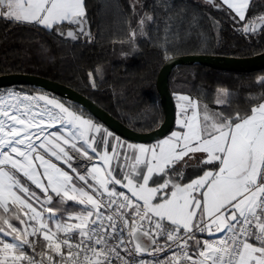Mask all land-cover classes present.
<instances>
[{"label": "snow or ice", "instance_id": "obj_1", "mask_svg": "<svg viewBox=\"0 0 264 264\" xmlns=\"http://www.w3.org/2000/svg\"><path fill=\"white\" fill-rule=\"evenodd\" d=\"M208 2L243 36L264 35L250 0ZM0 18L92 39L85 0H0ZM258 100L201 114L177 94L178 129L148 145L47 94L0 91V264H264V93ZM185 158L198 162L191 176L178 171Z\"/></svg>", "mask_w": 264, "mask_h": 264}, {"label": "trees", "instance_id": "obj_2", "mask_svg": "<svg viewBox=\"0 0 264 264\" xmlns=\"http://www.w3.org/2000/svg\"><path fill=\"white\" fill-rule=\"evenodd\" d=\"M164 3L171 7L165 10ZM85 4L91 40L82 38L71 42L39 27L0 18V76L28 74L61 83L99 105L129 129L150 132L163 120L156 78L165 61L183 55L244 58L264 52V35L243 36L235 21L211 3L148 0L144 10L151 15V21L146 35L137 41L131 54L123 53L112 61L114 45L129 39L132 8L128 0H85ZM250 5L248 15L264 14V0H251ZM165 49L169 58H165ZM107 62L108 75L100 79L97 69ZM89 73H93L92 79ZM261 77H264V68L237 72L189 65L176 67L170 73L168 85L175 108L177 94H184L198 102L201 114L205 105L211 113L235 114L236 110L250 111L259 102L264 93V86L259 82ZM13 88L55 97L106 128L70 100L31 86ZM218 89L227 90L223 104L217 103ZM196 164L194 159L187 161V165L180 163L178 171L191 176ZM65 206L73 204L68 201Z\"/></svg>", "mask_w": 264, "mask_h": 264}, {"label": "water", "instance_id": "obj_3", "mask_svg": "<svg viewBox=\"0 0 264 264\" xmlns=\"http://www.w3.org/2000/svg\"><path fill=\"white\" fill-rule=\"evenodd\" d=\"M86 28L90 30L88 20ZM63 39L76 42L70 38ZM189 65H202L217 70L237 72L257 71L264 68V52L252 57L244 58L194 54L175 56L165 61L156 78V88L163 112V120L157 128L150 132H136L129 129L99 105L72 88L40 76L28 74L1 75L0 89L13 86H31L58 97L65 98L86 110L95 119L101 122L110 132L119 136L121 139L131 143L146 144L155 142L158 139L167 136L172 131L176 118V108L169 91V76L176 67Z\"/></svg>", "mask_w": 264, "mask_h": 264}, {"label": "rangeland", "instance_id": "obj_4", "mask_svg": "<svg viewBox=\"0 0 264 264\" xmlns=\"http://www.w3.org/2000/svg\"><path fill=\"white\" fill-rule=\"evenodd\" d=\"M146 1L148 0H128L129 5L133 11V15H132L133 27H132V30L130 31V36H129L128 41L114 45V55L112 57V61L120 58L121 54L123 53L131 54L135 50L137 41L146 35L150 21H151V19H149L151 15L144 10V5ZM197 1H202L203 3L210 5L208 0H197ZM217 2H219V0H217ZM133 6L135 7L133 8ZM141 20H143L142 25H141ZM214 27L215 29H217L218 25L215 24ZM133 33H135V35H133ZM97 72H98L100 79H104L108 75V72H109V62L100 65L97 69ZM7 89H13L16 91L18 90L16 88L9 87V88L0 89V91H4ZM219 90L220 89L217 90L218 100L225 101L226 96L220 93Z\"/></svg>", "mask_w": 264, "mask_h": 264}, {"label": "crops", "instance_id": "obj_5", "mask_svg": "<svg viewBox=\"0 0 264 264\" xmlns=\"http://www.w3.org/2000/svg\"><path fill=\"white\" fill-rule=\"evenodd\" d=\"M18 91V90H17ZM19 92H22V93H27V94H29V95H37V94H43V93H33V94H30V93H28V92H24V91H21V90H19ZM198 112H199V110H198ZM86 117V116H85ZM176 119H177V109H176V118H175V123H174V127H173V129H172V131H175V130H177L178 129V125L176 124ZM171 131V132H172ZM171 132L168 134V135H170L171 134ZM167 135V136H168ZM116 135H114L113 134V137H115ZM166 137V136H165ZM164 138V137H163ZM163 138H161V139H163ZM122 141H124L126 144L127 143H131V142H127V141H125V140H123V139H121ZM156 142V141H155ZM155 142H151V143H146V144H148V145H150V144H153V143H155ZM109 151H111V149L109 148L108 149ZM187 161H190V160H192V159H188V158H185ZM202 174V173H201ZM69 202H71V201H69ZM72 204H73V206H71V207H69L70 208V210H78V205H74V202H71ZM207 234V233H206ZM217 236H219V234H216ZM207 237H208V234L206 235ZM209 238V237H208ZM10 239V238H9Z\"/></svg>", "mask_w": 264, "mask_h": 264}, {"label": "built area", "instance_id": "obj_6", "mask_svg": "<svg viewBox=\"0 0 264 264\" xmlns=\"http://www.w3.org/2000/svg\"><path fill=\"white\" fill-rule=\"evenodd\" d=\"M198 235H200V236H205L206 238H208V237L206 236V235H207L206 233H204V234H202V235H201V234H198ZM29 251H31V250H29ZM168 255H171V253L169 252ZM144 258H145V259H153V257H150V256H148L147 254L144 255ZM159 258H160V259H163V258H164L163 254H161V255L159 256Z\"/></svg>", "mask_w": 264, "mask_h": 264}]
</instances>
